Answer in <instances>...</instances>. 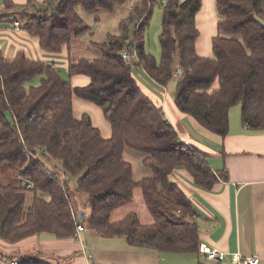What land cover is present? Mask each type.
<instances>
[{
  "label": "trees",
  "instance_id": "obj_1",
  "mask_svg": "<svg viewBox=\"0 0 264 264\" xmlns=\"http://www.w3.org/2000/svg\"><path fill=\"white\" fill-rule=\"evenodd\" d=\"M45 1L57 5L48 13L26 14V30L42 50L60 53L70 49L73 38L89 32L77 7L112 11L126 0ZM155 2L137 0L120 20V34L91 42L100 57L68 63L71 75L89 77L86 85L73 86L54 65L22 51L11 59L0 55V167L5 162L20 179L16 185L0 182V239L9 248L42 232L70 237L80 225L64 182L41 162L40 156L48 155L59 160L65 174L76 177V188L90 204L85 226L99 236L123 237L131 247L158 253H195L198 264H223L200 254L195 209L170 180L176 167L203 189H210L217 177L202 152L181 141L162 109L143 93L121 50L134 48L137 63L164 87L178 65L174 106L206 130L224 137L234 105L241 107L242 123L264 130V0H215L219 19L211 56L196 51V14L202 0H162L159 61L144 48ZM134 20L133 39L128 41V23ZM33 80L37 82L30 84ZM73 95L101 108L111 126L109 138L101 136L89 115L74 117ZM126 148L144 154L142 164L149 175L134 180L132 165L124 159ZM26 180L32 188L25 186ZM135 188L141 191L151 222L143 223L134 212L112 221V211L129 202ZM26 191L32 192L27 208ZM31 254L0 255V264L14 259L18 264H46Z\"/></svg>",
  "mask_w": 264,
  "mask_h": 264
},
{
  "label": "crops",
  "instance_id": "obj_2",
  "mask_svg": "<svg viewBox=\"0 0 264 264\" xmlns=\"http://www.w3.org/2000/svg\"><path fill=\"white\" fill-rule=\"evenodd\" d=\"M35 2L0 0V10L18 14ZM201 9L202 6L196 14L199 30L196 51L201 56H210L212 22ZM18 20L16 15L11 20L12 24L11 21L7 26L0 23V55L11 59L22 51L30 58L34 59L35 54L42 58L44 51L37 38L27 32L21 21L19 28H14V21ZM46 58L53 59L52 56ZM75 79L79 83L83 82L79 76ZM87 83L77 84L74 80L72 85L82 86ZM137 83L143 93L162 109L176 129L178 137H181L180 140L193 142L197 146L193 147L202 152L217 177L210 189L196 186L187 174H184L188 179L187 188L179 184L195 209L200 243L224 252H238L241 256H258V264H264V130L249 128L241 121L240 109L230 108L228 132L224 137L197 124L198 135L196 133L194 139H188L189 135L181 132L175 125V114L180 118L185 114L180 113L173 102L151 97L142 84L139 81ZM84 105L78 102V106ZM89 117L104 139L111 136L110 123L104 116L109 126L99 116L95 122L100 125L94 123L90 115ZM142 222L150 223L151 217L147 216L146 222ZM84 231L83 227L82 232ZM81 233L77 239L75 236L58 238L42 232L18 242L14 248H9L2 241L0 246L21 255L37 253V261L46 264H198L200 257L195 253H158L152 249L131 247L123 237H101L92 232H85L83 236ZM72 257V261H69Z\"/></svg>",
  "mask_w": 264,
  "mask_h": 264
},
{
  "label": "rangeland",
  "instance_id": "obj_3",
  "mask_svg": "<svg viewBox=\"0 0 264 264\" xmlns=\"http://www.w3.org/2000/svg\"><path fill=\"white\" fill-rule=\"evenodd\" d=\"M35 4L32 6L26 7L23 12H18L14 14H9L6 10L2 9L0 10V23L2 26H7L9 24V21H11L14 16H18V21L22 23L23 27L26 28V26L29 24V20L26 16V14L31 13H38V12H44L48 13L49 9L51 7H55L57 5V1L52 2H46L45 0H35ZM137 0H126L125 2L121 4H117L115 8L112 11H107L104 9H99L96 11H85L81 9L80 7H77V12L81 15L84 21V26H88L89 32H87L84 36L81 38H73L70 43V49H65V51L61 53H51L44 51V55L42 56H36L34 59H40L43 60L46 63H50L56 67V69L59 71V74L61 78L64 81H69L71 84H73V81L75 80L77 84H85L89 81V77L85 74H79L74 75L70 74L68 72L67 66L68 63H77L81 58H97L100 57L101 53L99 49L91 45V42H102V41H108L109 34H115L118 35L121 33V29L119 27L120 20L125 18L130 10V7L134 2ZM51 4V5H50ZM50 5V6H48ZM202 12L206 15V17L211 20L212 22V28L211 30L212 34H217V30L214 27V23L219 19L218 15L215 10V0H202ZM16 18V17H15ZM162 0H156L152 13L149 19L148 26L145 29L144 33V48L146 52L150 53L157 61L161 59V46L159 42V34L162 30ZM12 24V21H11ZM135 24L136 20L131 21L128 23V41L133 39L134 30H135ZM210 44V41H209ZM65 52V53H64ZM212 54L211 51V45H210V56ZM47 56H52L53 59L46 58ZM7 58V57H6ZM134 62L131 64V71L133 76L136 78L137 81H139L142 86L147 90L149 95L151 97H159L162 98L164 101H171L173 102V93L177 86L179 75L173 73L172 78L168 81L166 86H161L157 82H155L153 79H151L148 74L145 72V70L142 68L141 65H139L137 62L138 60L134 57L132 59ZM137 61V62H136ZM76 76H79L82 78L83 82L79 83L77 82V79H75ZM37 80H33L30 82V84H35ZM72 106H73V113L75 117H80L83 113H87L91 116L94 123H97L96 117L99 116L105 124L109 126V123L104 119L101 108L94 104L91 101L82 99L76 95H73L72 97ZM78 102H81L85 104L84 106H78ZM171 105V103H170ZM231 110L237 109L239 110L241 107L239 105H234L231 107ZM176 121L175 125L177 129H179L181 132L188 134V139H194L196 137V133L198 135V123L197 121L190 115H184L182 118L178 117L177 114H175ZM198 124V125H197ZM200 126V125H199ZM100 130L103 131V128L101 126ZM200 130V129H199ZM203 130V129H201ZM205 131V130H203ZM207 133V131H205ZM201 137V136H199ZM181 137H179L180 139ZM189 145L196 146L193 144V142H187ZM197 147V146H196ZM144 157V154L133 151L131 149L126 148L124 150V159L131 163L133 168V178L134 180H138L144 176H147L150 174L149 169L144 167L142 164V159ZM42 164L50 171L54 172L58 179L62 182H64L67 192L71 198L73 209L77 216V222L83 226L84 224V232H80L81 235L85 232H92L95 235H98L93 229L85 226L87 225V219L90 214V204L87 201V195L84 192L79 191L76 188V177H73L71 175L65 174L63 169L61 168L60 162L58 159H54L49 157L48 155L40 156ZM187 174L185 170L181 167H176L171 175L170 180L174 183H177L178 185H182V187L187 188L186 180H188L184 175ZM188 176V175H187ZM189 180L191 178L188 176ZM0 182L3 184H12L16 185L20 182V179L15 176L10 169L8 168L7 164L5 162L2 163L0 167ZM25 183V181H23ZM40 196H44V194L39 193ZM32 199V192L26 191L25 192V203L24 207L27 208L29 204L31 203ZM85 212V217H81L80 214ZM134 212L138 215L139 219L141 221H145L147 219V216L149 217L143 199L141 195V191L139 188L134 189L133 198L116 209H114L110 215L111 220H118L125 216L127 213ZM144 223V222H143ZM99 236V235H98ZM1 241V239H0ZM15 254L16 257H21L19 252L14 251H8L2 246H0V255H10ZM37 254L32 253L31 256L37 259ZM192 256H195L194 254H191ZM74 257L69 258V261H72ZM39 259V258H38ZM61 263V262H60ZM62 264V263H61Z\"/></svg>",
  "mask_w": 264,
  "mask_h": 264
},
{
  "label": "built area",
  "instance_id": "obj_4",
  "mask_svg": "<svg viewBox=\"0 0 264 264\" xmlns=\"http://www.w3.org/2000/svg\"><path fill=\"white\" fill-rule=\"evenodd\" d=\"M165 0H163V4ZM20 26L19 21H14V28L18 29ZM121 57L127 64H132L133 58L135 57L137 60L136 51L134 48H123L121 50ZM174 73L179 75L181 73V68L177 65L174 69ZM25 186L27 188H32L33 185L30 181L26 180ZM83 227L78 225L76 230L74 231L73 236L79 239L80 231H82ZM198 250L202 256L205 257L208 261H216L223 264H258L260 259L258 256H241L238 252H224L217 248L210 247L205 243H200ZM18 260L14 259L12 261L7 262L6 264H18Z\"/></svg>",
  "mask_w": 264,
  "mask_h": 264
},
{
  "label": "bare ground",
  "instance_id": "obj_5",
  "mask_svg": "<svg viewBox=\"0 0 264 264\" xmlns=\"http://www.w3.org/2000/svg\"><path fill=\"white\" fill-rule=\"evenodd\" d=\"M134 62V61H133ZM137 62V61H136Z\"/></svg>",
  "mask_w": 264,
  "mask_h": 264
}]
</instances>
